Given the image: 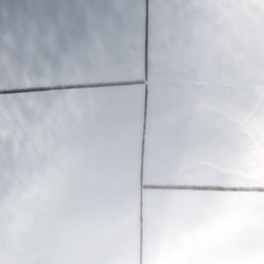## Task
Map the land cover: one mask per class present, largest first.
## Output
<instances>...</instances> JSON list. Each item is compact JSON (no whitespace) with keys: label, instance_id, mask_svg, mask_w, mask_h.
<instances>
[{"label":"clouds","instance_id":"9594fccd","mask_svg":"<svg viewBox=\"0 0 264 264\" xmlns=\"http://www.w3.org/2000/svg\"><path fill=\"white\" fill-rule=\"evenodd\" d=\"M140 6L141 0H121L119 9L113 0L89 5L95 24L80 13L73 32L56 30L55 51L46 44L53 18H37L22 42L34 35L39 56L61 70L64 57L89 45L108 21L105 58L77 63L86 74L122 77L139 61L133 17ZM152 6L156 43L147 109L138 89L17 100L0 109L5 144L14 146L19 168L17 214L3 223L6 260L264 264V200L248 195L264 188L247 186L264 174V140L229 134L234 125L227 108L207 112L189 103L191 85L214 104L224 94L219 75L203 83L189 76L184 61L192 41L178 39L177 6ZM208 23L223 30L211 18ZM18 54L25 59L22 45ZM209 178L211 184L193 183ZM21 221L18 234L30 240L24 256L7 242Z\"/></svg>","mask_w":264,"mask_h":264},{"label":"crops","instance_id":"0c3cea01","mask_svg":"<svg viewBox=\"0 0 264 264\" xmlns=\"http://www.w3.org/2000/svg\"><path fill=\"white\" fill-rule=\"evenodd\" d=\"M100 0H0V109L4 104L45 96H95L106 92L138 89L145 109L148 107V90L151 85V51L156 43V10L153 3H174L180 12L178 39H190L185 64L190 77L199 83L219 75L224 94L218 95L215 103L201 95L191 85L185 91L189 103L200 111L223 112L234 125L232 135L258 134L264 140V91H245L244 82L264 81V0H141L133 23L139 46V61L131 72L122 77L86 74L77 60L81 57L102 61L111 46L105 28L93 34L89 45L77 47L64 57L63 68L57 70L38 54L34 35L23 40L31 29L34 19L51 16L55 29L50 32L46 44L50 50L57 47L56 30L73 32L79 15L87 16L90 25L95 24V15L89 5ZM117 9L121 0H113ZM79 5V8L74 7ZM230 5L231 7H225ZM222 31H213L209 19ZM23 49L24 60L19 57ZM217 62L223 66L219 71ZM2 118V117H0ZM213 123V121H209ZM5 129L0 127V203L4 193H16L19 168L12 158L13 145L5 144ZM37 141L39 133H36ZM259 184L248 187L264 188V174L250 177ZM197 184H211V178L195 180ZM251 198L264 200V193H249ZM4 238V237H0ZM24 256L30 247L26 237ZM0 264H33L28 259L10 256L4 258L3 242L0 243Z\"/></svg>","mask_w":264,"mask_h":264},{"label":"rangeland","instance_id":"374dc122","mask_svg":"<svg viewBox=\"0 0 264 264\" xmlns=\"http://www.w3.org/2000/svg\"><path fill=\"white\" fill-rule=\"evenodd\" d=\"M243 88L245 91H264V81H248L244 82ZM18 179H16V182ZM7 185H17L16 184H7ZM16 193H4L1 195L0 203V243L3 242V248H5V235L3 230V223L6 215H16ZM22 221L19 223L17 228H13L9 231L7 242L9 246H15L18 250L25 248L26 249V234L22 233Z\"/></svg>","mask_w":264,"mask_h":264}]
</instances>
